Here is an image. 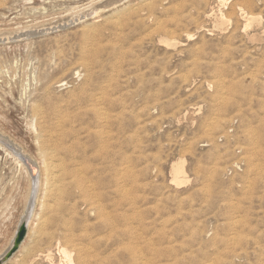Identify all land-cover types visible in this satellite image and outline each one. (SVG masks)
Segmentation results:
<instances>
[{
    "label": "rangeland",
    "instance_id": "obj_1",
    "mask_svg": "<svg viewBox=\"0 0 264 264\" xmlns=\"http://www.w3.org/2000/svg\"><path fill=\"white\" fill-rule=\"evenodd\" d=\"M0 136L2 264H264V0H0Z\"/></svg>",
    "mask_w": 264,
    "mask_h": 264
},
{
    "label": "water",
    "instance_id": "obj_2",
    "mask_svg": "<svg viewBox=\"0 0 264 264\" xmlns=\"http://www.w3.org/2000/svg\"><path fill=\"white\" fill-rule=\"evenodd\" d=\"M0 142L2 144H4L5 146H7L10 150H12L13 152H15V154H17L18 156L21 157V159L23 160V162L31 169V171L33 172V174L35 175L37 173V168L36 166L33 164L32 160L30 158H28L27 156L23 155L21 152H19L12 144L10 141H8L6 138L0 136ZM27 220H23V222L21 223L16 237L13 240L12 245L10 246V248L0 257V264H2L3 262H5L7 259H9L10 257L13 256V254L19 249L20 245L22 244L23 240L25 239L26 235H27Z\"/></svg>",
    "mask_w": 264,
    "mask_h": 264
},
{
    "label": "bare ground",
    "instance_id": "obj_3",
    "mask_svg": "<svg viewBox=\"0 0 264 264\" xmlns=\"http://www.w3.org/2000/svg\"><path fill=\"white\" fill-rule=\"evenodd\" d=\"M48 138H49V137H48ZM54 143H55V142H54ZM52 144H53V143H52ZM55 144L57 145V143H55ZM45 145H47V144H45ZM50 145H51V144L49 143V146H50ZM53 146H54V145H52V147H53ZM52 147H51V148H52ZM58 147H59V146H58ZM71 147H72V146H71ZM41 148H42V147H41ZM43 148H44V147H43ZM54 148H55V147H54ZM62 148L64 149V147H62ZM45 149H46V148H45ZM63 149H62V150H63ZM41 150H42V149H40V152L43 151V150H42V151H41ZM58 150H59V149H57V153H56V155L59 154V153H58ZM62 150H61V151H62ZM47 151H48V150L46 149V152H47ZM52 151H53V150H52ZM61 151H60V153H61ZM68 151H69V150H68ZM12 152H13V151H12ZM43 152H45V151H43ZM46 152H45V153H46ZM64 152H65V151H64ZM69 152L72 153L71 151H69ZM13 153L15 154V152H13ZM50 153H51V152H50ZM50 153H47V154L50 155ZM62 153H63V152H62ZM62 153H61V154H62ZM22 154H23V153H22ZM41 154H42V153H41ZM63 154H64V153H63ZM23 155H24V154H23ZM25 155H26V154H25ZM45 155H46V154H45ZM67 155H68V154H67ZM70 155H72V154H70ZM70 155H69L68 157H72V156H70ZM16 156H18V155H16ZM27 157H28V156H27ZM48 157H49V156H48ZM54 157H55V156H53V158H54ZM59 157H60V154H59ZM50 158H51V157H50ZM50 158H49V160H48V161H49L48 163L51 162V161H50V160H51ZM55 158H56V157H55ZM18 159H19V162L21 163V165H22V164L25 165V168L27 169V172L29 173V175H30L31 178H32V182H31V183H33V190H36L37 187H38V185H39V181L41 180V179L39 180V178H40V171H39V168H37L35 162L32 161L33 164H34V165L36 166V168H37V173L34 175L33 172L31 171V169H30V168H29V167L23 162V160L21 159L20 156H18ZM61 159H62V157H61ZM72 159H73V158H72ZM43 160H44V159H43ZM45 161H47V157H46V160H45ZM62 161H64V159H63ZM52 162H53V161H52ZM44 163H46V162H44ZM48 163L45 164V165H46V166H45V170H47V171L49 170V164H48ZM53 164H54V163H53ZM56 164H58V165L60 166V168H61V165H60L59 163H56ZM56 164H55V165H56ZM61 164H62V163H61ZM53 166H54V165H53ZM62 166H63V165H62ZM50 167H51V166H50ZM69 167H70V166H69ZM58 168H59V167H58ZM60 168H59V169H60ZM59 169H57V170H59ZM72 169H73V168H72ZM72 169H71V170H72ZM81 169H82V168H81ZM75 170L78 171L77 168H76ZM75 170H74V171H75ZM47 171H45V173H46ZM49 171H50V170H49ZM51 172H52V171H51ZM80 172H81V171H80ZM93 172H94V171H93ZM48 173H50V172H48ZM53 173H54V172H53ZM59 173H60V172H59ZM61 173L63 174V172H61ZM72 173H74V172L72 171ZM83 173H84V172H83ZM86 173H87V172H86ZM88 174H89V173H88ZM49 175H50V174H49ZM49 175H48V176H49ZM53 175H54V174H53ZM55 175H57V174H55ZM55 175H54V176H55ZM80 175H81V174H80ZM82 175H83V174H82ZM84 175H85V174H84ZM89 175H90V174H89ZM54 176H52V177L54 178ZM48 178H50V177H48ZM94 178H95V177H94ZM50 179H51V178H50ZM87 179H88V178H87ZM83 180H86V178H84ZM83 180H82V181H83ZM88 180L90 181V179H88ZM47 181H48V179H47ZM82 181H81V182H82ZM89 181H88V182H89ZM48 182H50V181H48ZM88 182H86V183H88ZM90 183H92V182H90ZM93 183H94V182H93ZM45 184H46V182H45ZM84 184H85V183H84ZM92 186H93V184H92ZM90 188H91V187H90ZM90 191H91V190H90ZM92 191H93V190H92ZM88 193H89V192H88ZM89 195H90V194H89ZM89 195H88V197H89ZM94 195H95V192H94ZM94 195H93V197H95ZM93 197H92V198H93ZM98 199H99V198H98ZM90 200H91V198H90ZM92 203H93V201H92ZM98 208H99V207H98ZM98 212H99V211H98ZM70 241H71V239H70ZM71 244H72V243H71ZM74 244H75V243H74ZM10 245H12V244H10ZM72 245H73V244H72ZM77 247H78V246H76V247H74V248H77ZM8 248H9V247H8ZM72 248H73V247H72ZM78 248H80V247H78ZM7 250H8V249H7ZM81 250H82V248H81ZM23 255H24V254H23ZM22 258H23V257H22ZM23 259H24V258H23ZM23 259H22V260H23Z\"/></svg>",
    "mask_w": 264,
    "mask_h": 264
}]
</instances>
